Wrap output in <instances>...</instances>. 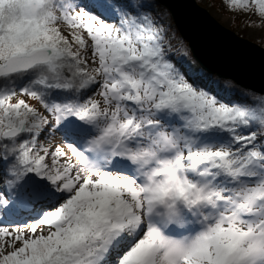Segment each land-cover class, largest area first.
I'll return each mask as SVG.
<instances>
[{
  "label": "snow or ice",
  "instance_id": "6c2138e0",
  "mask_svg": "<svg viewBox=\"0 0 264 264\" xmlns=\"http://www.w3.org/2000/svg\"><path fill=\"white\" fill-rule=\"evenodd\" d=\"M166 15L0 0V264H264V89L191 74Z\"/></svg>",
  "mask_w": 264,
  "mask_h": 264
},
{
  "label": "water",
  "instance_id": "95a60500",
  "mask_svg": "<svg viewBox=\"0 0 264 264\" xmlns=\"http://www.w3.org/2000/svg\"><path fill=\"white\" fill-rule=\"evenodd\" d=\"M206 72L247 90L264 89V48L223 26L196 0H157Z\"/></svg>",
  "mask_w": 264,
  "mask_h": 264
},
{
  "label": "trees",
  "instance_id": "16d2710c",
  "mask_svg": "<svg viewBox=\"0 0 264 264\" xmlns=\"http://www.w3.org/2000/svg\"><path fill=\"white\" fill-rule=\"evenodd\" d=\"M196 1L200 4L203 2H207L212 7H214L217 11H219L221 13H234L235 14L234 19H235L236 23L237 22L242 23V20L244 19L242 14H237L236 12L230 11L226 7L224 0H196ZM153 3L155 4L157 12H164L167 14L164 17V26L168 29V31L171 34H174V39H173L174 46L176 48H178L180 46L181 42L184 45V48H185L186 53H187L186 60L184 63L185 68L188 69V71L193 75L198 76L201 74H205L206 76L212 77V80L206 81V83L208 84L209 87L217 89V91H220L221 89L227 88L228 85L224 83V81H226L225 79H221V78L217 77L216 75L209 74L205 70H203L202 68L199 67V65L197 64V62L195 61V59L193 58V56L191 54V51L189 49L188 44L186 43V41L184 39H182L178 30L176 29L169 11L165 7L160 5L157 2V0H153ZM260 43H261V46L264 48V38L261 40ZM184 54H185L184 51H178V52H176V58L179 60V59H181L182 56H184ZM240 88H242V87H240ZM220 94L224 95L225 93L223 91H220ZM52 141H53V139L51 140V142Z\"/></svg>",
  "mask_w": 264,
  "mask_h": 264
},
{
  "label": "rangeland",
  "instance_id": "374dc122",
  "mask_svg": "<svg viewBox=\"0 0 264 264\" xmlns=\"http://www.w3.org/2000/svg\"><path fill=\"white\" fill-rule=\"evenodd\" d=\"M200 5L205 7L213 15V17L217 19L223 26L234 31L238 36L246 38L261 46L260 42L264 38V29L248 28L243 26L242 23L239 22L236 23L234 19V15H235L234 13H221L207 2H203ZM223 16L227 17L228 20H223L222 18ZM252 19L257 20L258 17L253 16ZM59 140H60L59 137H55L53 138V141L51 143L55 145L56 143L59 142ZM5 223H7V221Z\"/></svg>",
  "mask_w": 264,
  "mask_h": 264
},
{
  "label": "bare ground",
  "instance_id": "6f19581e",
  "mask_svg": "<svg viewBox=\"0 0 264 264\" xmlns=\"http://www.w3.org/2000/svg\"><path fill=\"white\" fill-rule=\"evenodd\" d=\"M222 18H223V20H228V18H227V17H224V16H223Z\"/></svg>",
  "mask_w": 264,
  "mask_h": 264
}]
</instances>
